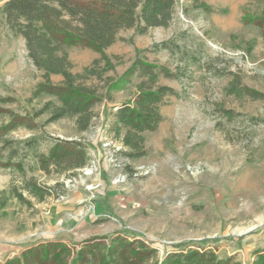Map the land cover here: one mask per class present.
<instances>
[{
    "label": "rangeland",
    "instance_id": "obj_1",
    "mask_svg": "<svg viewBox=\"0 0 264 264\" xmlns=\"http://www.w3.org/2000/svg\"><path fill=\"white\" fill-rule=\"evenodd\" d=\"M214 10L208 18L192 8V0H179L167 28H151L144 35L132 30L120 33L122 40L106 50L115 69L107 76L121 75L137 55L144 60L182 67L179 80L160 79L178 97L167 98L160 108L163 121L156 131L143 133L146 157L127 159L125 149L107 132L111 112L136 93L134 82L94 109L88 131L77 133L72 119L49 123L41 130L19 129L0 141V160L11 147L32 137H46L38 149L46 153L50 137L83 139L89 162L75 176H46L26 158L27 177L39 184L63 183L65 193L43 202L23 194L30 205L11 199L0 210V263L46 241H62L76 249L93 237L122 233L156 251L158 264L172 250L208 249L219 259L233 258L253 264L264 253V100L227 95L229 73H237L243 85L264 94V38L252 25L242 24V8L250 0H204ZM3 0H0V7ZM254 5V4H251ZM132 39V43L128 40ZM255 47L243 51L248 41ZM172 41L175 51H145L154 44ZM191 52L197 61L182 59ZM73 71L90 65L98 55L89 49L69 48ZM27 56L23 38L13 36L0 18V108L23 113L27 100L41 82ZM53 83L61 78L52 76ZM31 105L38 108L41 102ZM234 113L228 118L221 110ZM46 117L39 119L43 123ZM6 116L0 115V124ZM106 145V146H105ZM89 169L90 175H86ZM21 176L14 169H0V193L19 187ZM74 247V248H75Z\"/></svg>",
    "mask_w": 264,
    "mask_h": 264
},
{
    "label": "trees",
    "instance_id": "obj_2",
    "mask_svg": "<svg viewBox=\"0 0 264 264\" xmlns=\"http://www.w3.org/2000/svg\"><path fill=\"white\" fill-rule=\"evenodd\" d=\"M179 0H3L0 18L4 20L13 36L24 40L27 56L34 67L42 73L41 82L28 98V106L23 113L0 108V115L6 120L0 124V141L8 147L13 141L5 137L19 129L41 130L49 123L64 118L73 120L79 134L89 130L95 117L94 109L101 102L114 100L116 92L124 90L134 82L136 93L132 99L119 104L111 112L107 132L119 141L125 149L121 152L127 159L146 157L149 150L145 146L143 133L156 131L163 121L161 106L167 98L178 97L173 88L160 83V79L179 80L186 75L182 67L171 68L148 62L136 52L131 65L115 77V64L106 50L119 40L120 33L132 30L134 35H144L151 28H167L175 13ZM252 2V3H251ZM251 4L242 8V24L252 25L264 38V0H250ZM192 8L201 11L207 18L213 13L225 14V9L214 10L204 0H192ZM132 39L128 40L132 43ZM125 41V40H122ZM89 49L98 57L79 72L73 71L69 59V48ZM255 47L254 40L246 43L243 51L250 55ZM175 51L172 41L154 44L156 51ZM182 59H196L191 52H183ZM197 61V59L195 60ZM231 80L225 87L227 95L247 96L252 100H264V94L243 85L237 73H229ZM52 76L61 78L53 83ZM41 102L38 108L31 103ZM10 98H0V103H8ZM228 118L234 113L221 110ZM45 118L43 123L39 119ZM32 137L23 141V151L18 145L11 147L8 156L0 160V169L16 170L22 180L19 187L12 186L0 193V210L8 207L11 199L20 205H30L23 194L43 202L65 193L63 183L52 186L41 185L34 177H27L24 169L26 158L34 160L35 169L46 176H75L77 171L87 166L89 155L83 139H61L50 137L51 145L46 153L39 152V145L46 137ZM59 193V194H58ZM62 241H46L32 246L17 257L6 259L0 264H158L156 251L148 248L143 241L129 240L122 233L93 237L76 249ZM253 264H264V253L255 254ZM159 264H239L233 258L219 259L213 251L201 248L176 249L167 252Z\"/></svg>",
    "mask_w": 264,
    "mask_h": 264
},
{
    "label": "bare ground",
    "instance_id": "obj_3",
    "mask_svg": "<svg viewBox=\"0 0 264 264\" xmlns=\"http://www.w3.org/2000/svg\"><path fill=\"white\" fill-rule=\"evenodd\" d=\"M90 172L91 171L89 169H87L85 173H86V175H90Z\"/></svg>",
    "mask_w": 264,
    "mask_h": 264
},
{
    "label": "built area",
    "instance_id": "obj_4",
    "mask_svg": "<svg viewBox=\"0 0 264 264\" xmlns=\"http://www.w3.org/2000/svg\"><path fill=\"white\" fill-rule=\"evenodd\" d=\"M106 146V145H105Z\"/></svg>",
    "mask_w": 264,
    "mask_h": 264
}]
</instances>
